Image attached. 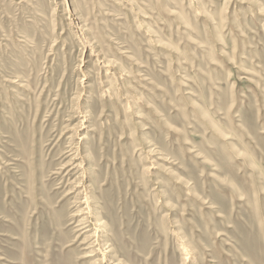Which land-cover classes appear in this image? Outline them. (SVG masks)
Here are the masks:
<instances>
[{
    "label": "rangeland",
    "instance_id": "rangeland-1",
    "mask_svg": "<svg viewBox=\"0 0 264 264\" xmlns=\"http://www.w3.org/2000/svg\"><path fill=\"white\" fill-rule=\"evenodd\" d=\"M117 262L264 264V0H0V264Z\"/></svg>",
    "mask_w": 264,
    "mask_h": 264
},
{
    "label": "bare ground",
    "instance_id": "bare-ground-1",
    "mask_svg": "<svg viewBox=\"0 0 264 264\" xmlns=\"http://www.w3.org/2000/svg\"><path fill=\"white\" fill-rule=\"evenodd\" d=\"M89 57V56H88ZM82 139V138H81ZM87 201V200H86ZM89 202V201H88ZM88 210V209H87ZM84 225V224H83ZM104 252H106V251H104ZM107 253H108V251H107ZM105 255V254H104ZM86 256H90V254H87ZM85 256V257H86ZM120 262H117V264H119Z\"/></svg>",
    "mask_w": 264,
    "mask_h": 264
}]
</instances>
